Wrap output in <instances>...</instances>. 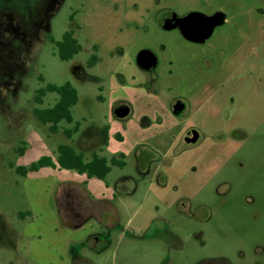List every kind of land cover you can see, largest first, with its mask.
Wrapping results in <instances>:
<instances>
[{
    "label": "rangeland",
    "instance_id": "1",
    "mask_svg": "<svg viewBox=\"0 0 264 264\" xmlns=\"http://www.w3.org/2000/svg\"><path fill=\"white\" fill-rule=\"evenodd\" d=\"M190 9L226 20L203 43L160 27L167 13ZM68 30L81 50L63 61L55 41ZM142 50L156 56L152 70L137 65ZM65 82L77 91L73 144L97 133L104 142L87 158L123 162L105 179L58 166L16 172L70 145L62 130L73 123L52 133L33 115L58 97L46 91L36 103L37 91ZM174 98L183 114L171 112ZM117 105L126 117L114 115ZM70 183L90 196L73 194L87 215L79 226L64 211ZM76 257L264 264V0H0V264Z\"/></svg>",
    "mask_w": 264,
    "mask_h": 264
},
{
    "label": "trees",
    "instance_id": "2",
    "mask_svg": "<svg viewBox=\"0 0 264 264\" xmlns=\"http://www.w3.org/2000/svg\"><path fill=\"white\" fill-rule=\"evenodd\" d=\"M55 46L57 49V55L59 59L63 61L70 60L75 54L81 50V45L74 36L73 30H68L64 32L62 38L58 41H55ZM98 56L95 53H92L89 56V59L86 63L88 67H91L96 64ZM54 92L57 94V100L55 103L47 108H34L33 115L35 118L42 124H48V128L52 133H56L59 129L60 122H66L67 124L73 123L71 128H63L62 132L67 138H71L73 134L79 130V122L73 120L71 113V107L74 106L77 102V91L69 83L65 82L61 85L47 84L45 89H39L34 98L36 103H41L42 97L45 92ZM111 165H123V162L116 158L111 157L107 159L104 156L93 153L89 159L84 157L82 152L77 151L73 146L67 143L58 144L56 147L55 161L50 156H42L38 160L31 162L26 166H17L16 172L25 176L30 171H36L41 167L51 166L67 170H75L79 174H85L88 178H98L105 179L107 174L110 171ZM68 189V188H67ZM82 190V189H81ZM81 190L75 188H69L66 193L63 195L65 198L70 196V205L65 206V214L70 219V207L73 203L74 193H81ZM67 201V200H66ZM69 205V206H68ZM83 221V220H82ZM81 223V222H79ZM69 225L73 224V221L70 219ZM77 225H79L77 223ZM73 261H82V264H87L85 260L76 257ZM73 262V264H74ZM85 262V263H84Z\"/></svg>",
    "mask_w": 264,
    "mask_h": 264
},
{
    "label": "water",
    "instance_id": "3",
    "mask_svg": "<svg viewBox=\"0 0 264 264\" xmlns=\"http://www.w3.org/2000/svg\"><path fill=\"white\" fill-rule=\"evenodd\" d=\"M226 14L223 11H214L207 14L198 10H191L183 15L176 13H167L159 19V25L162 29H177L180 35L187 41L193 43H203L213 32L216 26L224 23ZM137 65L144 70H152L157 65L156 56L149 50H142L136 55ZM184 104L178 102L174 106L176 112H180ZM117 118H124L129 113L126 105H120L113 110ZM196 133L190 134L189 139L194 141Z\"/></svg>",
    "mask_w": 264,
    "mask_h": 264
},
{
    "label": "crops",
    "instance_id": "4",
    "mask_svg": "<svg viewBox=\"0 0 264 264\" xmlns=\"http://www.w3.org/2000/svg\"><path fill=\"white\" fill-rule=\"evenodd\" d=\"M73 141H74V138H73V136L70 138V145L71 146H73L77 151H79V152H82L83 154H84V157L85 158H87V157H89V156H86L85 154L86 153H89V152H93L94 150H96L97 148H100V147H102V144H103V142H104V138H103V136L102 137H100L97 133H96V136H88V137H86V138H84V141H83V144L80 146V145H78L77 147L73 144ZM95 153H97V152H95ZM87 159H89V158H87ZM70 188H74V185L72 184V183H70ZM77 188V187H76ZM75 188V189H76ZM83 188V187H82ZM81 196L84 198V202L86 203H90V196H89V194H88V192L83 188L82 190H81ZM86 198V199H85ZM89 199V200H88ZM82 203V206L83 207H85L84 205H85V203ZM79 207V206H78ZM77 206H76V210L79 212V216H76V217H73V216H71V214H70V219L73 221V219H74V221H76V220H81L80 222L82 223L84 220H86V216L87 215H85V211L84 212H81L80 211V209L78 208ZM83 220V221H82ZM77 221V222H78ZM77 222H76V226H79V225H77ZM81 223H78V224H80L81 225Z\"/></svg>",
    "mask_w": 264,
    "mask_h": 264
},
{
    "label": "flooded vegetation",
    "instance_id": "5",
    "mask_svg": "<svg viewBox=\"0 0 264 264\" xmlns=\"http://www.w3.org/2000/svg\"><path fill=\"white\" fill-rule=\"evenodd\" d=\"M191 10H198V11H200L199 9H190V10H188V11H191ZM187 11V12H188ZM215 11H218V10H215ZM221 11V10H220ZM187 12H185V13H187ZM214 12V11H213ZM213 12H211V13H213ZM184 13V14H185ZM211 13H207V14H211ZM181 15H183V14H181ZM226 20V19H225ZM225 22V21H224ZM147 71H149V70H147ZM179 103V104H184V102H183V100H181V99H179V98H174L172 101H171V103H170V110H171V112L172 113H174V114H183V112L185 111V104H184V108L180 111V112H176L175 111V109H174V106L176 105V103ZM118 106H120V105H117L116 107H118ZM115 107V108H116ZM194 133H196L195 131H193V130H189V131H187L186 133H185V140L186 141H188V142H193V141H191L190 139H189V135L190 134H194ZM69 214H71V216H73V217H76V216H79V212L76 210V205L75 204H72L71 205V207H70V213ZM97 241V237H93V243H95ZM205 264H217V262H216V260H207V261H205Z\"/></svg>",
    "mask_w": 264,
    "mask_h": 264
}]
</instances>
